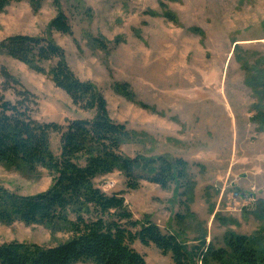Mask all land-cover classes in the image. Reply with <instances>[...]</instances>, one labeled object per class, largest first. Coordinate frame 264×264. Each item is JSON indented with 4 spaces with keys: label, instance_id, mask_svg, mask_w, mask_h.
Returning <instances> with one entry per match:
<instances>
[{
    "label": "rangeland",
    "instance_id": "374dc122",
    "mask_svg": "<svg viewBox=\"0 0 264 264\" xmlns=\"http://www.w3.org/2000/svg\"><path fill=\"white\" fill-rule=\"evenodd\" d=\"M82 2L80 6L74 0H60L73 35L52 31L51 36L75 76L101 90L111 119L146 134L140 142L124 146L122 154L181 159L188 163L195 185L186 197L174 185L163 189L147 180H139L134 190L118 171L97 178L94 184L100 189L111 186L101 189L108 195L122 193L136 220L148 215L164 234H175L189 249L200 238L224 248L226 232L264 236V219L254 214L264 203V126L256 118L264 113V97L257 101L241 68L246 64L254 78L256 70L264 69V0ZM161 2L177 15L178 25L160 16ZM57 14L53 0H43L36 12L28 0L11 3L0 14V43L15 35H48V25ZM190 28L200 29L203 38ZM88 36L104 40L108 50L89 44ZM4 71L36 97L37 106L31 109L36 121L65 125L92 119L93 114L73 105L50 77L0 52V94L7 100L17 98L13 91L2 92ZM114 82L127 83L136 101L162 115L115 94ZM262 86L260 82L258 88ZM50 150L60 154L56 133L50 134ZM231 182L253 193L255 203L243 207L231 200L227 189L223 191ZM51 184L52 177L43 168L28 172L0 163V187L16 195H38ZM68 237L64 230L0 223V245L18 242L46 247ZM132 247L147 264H174L170 254H162L153 244L136 241ZM191 264L201 263L195 258Z\"/></svg>",
    "mask_w": 264,
    "mask_h": 264
},
{
    "label": "trees",
    "instance_id": "16d2710c",
    "mask_svg": "<svg viewBox=\"0 0 264 264\" xmlns=\"http://www.w3.org/2000/svg\"><path fill=\"white\" fill-rule=\"evenodd\" d=\"M0 0V14L13 2ZM34 12L43 0H28ZM82 6V0H74ZM176 1V0H171ZM244 1V0H242ZM60 0H53L58 10L48 25V35L31 37L15 35L0 43V52L24 64L30 70L47 75L79 109L93 114L90 120L67 121L65 125L40 123L33 118L36 97L7 72L2 92L13 91L17 100L11 102L0 94V163L20 171L45 169L52 177L49 189L41 194L23 197L0 187V223L15 222L26 226L39 225L49 231L64 230L65 242L53 246L12 242L0 245V264H147L133 249L136 241L143 246L153 244L162 254H170L174 264H191L197 258L201 264H264V236L252 237L226 232L224 248H215L200 238L188 248L175 234H164L148 215L136 220L120 192L105 194L94 182L116 171L136 190L139 180H147L163 189L174 185L180 196L193 193L194 182L188 163L166 156L130 158L122 154L126 145L140 142L145 133L129 130L111 119L101 90L90 81H81L67 64L64 51L54 42L51 32L72 36V28L60 10ZM160 16L178 25L177 15L162 2ZM156 16L155 13H150ZM190 32L203 38L198 28ZM88 43L107 51L104 40L88 36ZM236 48L237 45H234ZM55 64L45 68L44 64ZM245 84L257 101H262L264 69L256 70L255 78L244 63ZM112 90L141 109L159 114L154 107L136 101L127 83L114 82ZM264 113L256 118L264 126ZM59 135L60 154L50 150V134ZM264 203L254 212L264 219ZM194 258V259H193Z\"/></svg>",
    "mask_w": 264,
    "mask_h": 264
},
{
    "label": "built area",
    "instance_id": "2783aa9c",
    "mask_svg": "<svg viewBox=\"0 0 264 264\" xmlns=\"http://www.w3.org/2000/svg\"><path fill=\"white\" fill-rule=\"evenodd\" d=\"M234 182H231L230 185L226 184L223 186V191L227 189L229 197L234 202L242 204L243 207L252 206L255 203V198L253 193L243 191L238 189L235 185H233ZM111 186H104V188H101L103 191L105 189H108Z\"/></svg>",
    "mask_w": 264,
    "mask_h": 264
}]
</instances>
